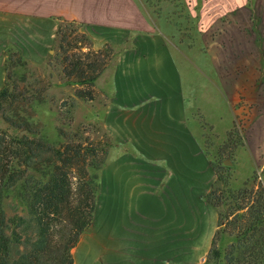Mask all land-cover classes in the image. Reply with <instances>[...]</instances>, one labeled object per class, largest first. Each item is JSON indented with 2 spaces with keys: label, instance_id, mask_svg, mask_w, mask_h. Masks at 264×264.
Segmentation results:
<instances>
[{
  "label": "crops",
  "instance_id": "obj_1",
  "mask_svg": "<svg viewBox=\"0 0 264 264\" xmlns=\"http://www.w3.org/2000/svg\"><path fill=\"white\" fill-rule=\"evenodd\" d=\"M233 1L228 9L227 0L203 1L202 64L191 49L170 43L148 0H0V90L7 52L46 64L60 19L81 23L96 50L115 49L96 81L102 95L91 115L114 146L74 264H206L219 212L205 200L216 174L199 119L218 135L229 133L236 102L253 95L264 47L260 0Z\"/></svg>",
  "mask_w": 264,
  "mask_h": 264
},
{
  "label": "trees",
  "instance_id": "obj_2",
  "mask_svg": "<svg viewBox=\"0 0 264 264\" xmlns=\"http://www.w3.org/2000/svg\"><path fill=\"white\" fill-rule=\"evenodd\" d=\"M161 11L154 7L152 13L161 18ZM82 28L81 23L60 19L58 52L51 57L60 66L63 84L78 86L70 106L60 114L58 142L44 135L42 124L29 112L33 104L44 102L42 91L30 94L31 88L20 90L14 80L13 69L29 63L16 50L6 54L7 79L0 90V121L7 126L0 128V264H74L72 251L94 224L101 191L97 173L113 144L105 135L99 142L84 138L88 129L74 126L73 109L76 99L95 100L96 81L116 53L111 44L94 50ZM234 135L235 131L229 133L226 147L238 141ZM211 164L222 187L214 185L205 196L219 212L206 264H264L262 181L257 182L256 175L251 184L233 191L226 168ZM13 200L27 217L18 213L8 217L5 207ZM227 236L232 242H223Z\"/></svg>",
  "mask_w": 264,
  "mask_h": 264
},
{
  "label": "rangeland",
  "instance_id": "obj_3",
  "mask_svg": "<svg viewBox=\"0 0 264 264\" xmlns=\"http://www.w3.org/2000/svg\"><path fill=\"white\" fill-rule=\"evenodd\" d=\"M188 1L190 3H188ZM188 1L152 0V4L149 3V7L152 12L154 11V7L155 9L158 8L162 10L161 20H159L160 23L157 19V24L158 27H160L159 25L168 27V33L166 34L170 39V43L172 45H176V47L179 45L186 50L191 49L188 50V52L191 53L192 51L193 53L197 54L196 56L198 62L203 64V60L206 58V56L204 53L203 43L200 39V36H198V30L205 29L204 12L208 11V9L207 7H204V0ZM228 3L229 5H233L234 1L227 0V2L223 4L227 9L229 6ZM188 4L192 5L191 9L189 8ZM186 6H188V8ZM191 11L193 17L192 14L190 17ZM257 13L261 15L258 17V19L259 21L261 19L262 28L264 29V0L257 2ZM82 31L86 33L84 28H82ZM173 37H175V39H173ZM263 45L264 38L261 39V46ZM92 46L93 49L96 50L94 48L93 41ZM57 52L58 42L56 43L54 54L49 57V60L46 64L40 66L29 64V66L26 68L16 67L12 71L14 80L17 81L20 90L25 91L29 87L31 88L30 94L33 95L38 94L39 91H42L44 102L42 104L38 103L39 105L33 104L32 108L29 109V112L32 113L33 120L35 122L42 124L43 133L51 142L59 141L57 128L62 126L60 114L65 112L70 106L72 99L75 97L74 94L76 89L78 88V86L65 85L60 80V66L56 65L55 60L51 61V57L55 56ZM185 54L181 53L178 55V59L180 60L181 64H184L187 59ZM256 56H258V54H256ZM259 58L260 67L256 72H254V74H256L254 78L256 82L253 90L251 88L253 95H244L242 96V100L236 102V109H238L239 112L237 115L236 113L234 114L233 124L230 127L229 133L235 131L233 140L238 139V141L231 142V144L226 147L229 133L226 136L222 134L218 135L215 133L213 127L210 126L205 118L200 117L199 119L202 128L205 129L203 141L206 155L210 161H213L216 164L220 163L226 168L229 177H231L229 181V188L233 191H239L248 182L251 184L253 178L256 175L259 176L257 182L262 181L264 185V47L260 50ZM112 63L113 61L106 71L110 68ZM95 90L97 97L92 102L76 99L75 108L73 109V116L75 119L74 126L86 127L88 129V133L84 135V138L90 136L94 142L103 141L104 135L109 137L112 141V138L104 130L101 122L91 121V115L92 112H94L92 108L95 105L100 104V97L102 95L101 92L96 89V86ZM0 128L6 129L7 126L2 121H0ZM66 130L70 132L72 129L70 130L69 128H66ZM112 144L114 146L113 141ZM234 145H237V148L234 147ZM111 149H109V154ZM229 153H232V156H229ZM109 154L105 166L97 173L101 183V190L102 173L108 164ZM228 161L230 163H227ZM214 185L217 187H222L221 183H217V176ZM5 210L9 218L14 217L17 213L23 217H27V212L23 210V208L19 206L15 200L9 201L6 204ZM97 213L98 206L96 214ZM90 229H92V227ZM86 234L88 235L87 231L82 235V237H86ZM223 242H232V238L227 236L224 238ZM206 262L207 259L205 263Z\"/></svg>",
  "mask_w": 264,
  "mask_h": 264
},
{
  "label": "water",
  "instance_id": "obj_4",
  "mask_svg": "<svg viewBox=\"0 0 264 264\" xmlns=\"http://www.w3.org/2000/svg\"><path fill=\"white\" fill-rule=\"evenodd\" d=\"M227 163H230L229 161Z\"/></svg>",
  "mask_w": 264,
  "mask_h": 264
}]
</instances>
